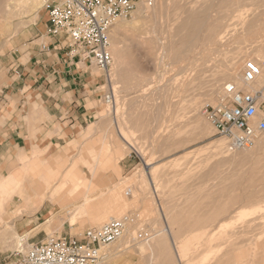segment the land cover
Segmentation results:
<instances>
[{
  "label": "rangeland",
  "instance_id": "1",
  "mask_svg": "<svg viewBox=\"0 0 264 264\" xmlns=\"http://www.w3.org/2000/svg\"><path fill=\"white\" fill-rule=\"evenodd\" d=\"M47 1L23 0L11 14L0 8V92L6 80L2 61L23 48L32 30L49 19L44 10ZM143 1L148 10L142 19L136 21L137 7L118 35L125 49L121 76H116L117 63L108 73L91 67L97 76L106 79L109 74L111 82L105 90L113 88L118 113H113V105L94 98L88 108L96 112L97 120L92 119L63 147L25 155L8 175L14 172L20 180L42 181L49 172L32 164L37 160L51 162L53 174L62 177L68 164L90 158L88 149L100 146L104 122L109 121L116 135V127L123 124L136 148L122 145L123 156L112 171L121 189L110 191L113 181L102 179L96 190L105 193L92 199L87 213L72 225L66 221L70 215H58V207L49 202L34 215H17L14 211L22 201L15 196L0 206V231L10 230L25 217L42 215L39 228L30 235L12 234L11 250L27 252L30 239L60 236L66 223L79 227L73 236L81 239L89 229L129 216L125 237L102 248L101 264H264V145L261 158L230 154L203 114L207 105L217 104L225 84L241 86L248 61L262 66L264 82V0ZM135 102L146 115L139 124L143 118L144 125L155 130L151 138L145 139L128 121ZM198 117L205 126L198 125ZM236 156L242 158L234 162ZM146 163L153 164L146 167ZM144 168L153 174L143 191L139 189ZM86 175L90 178L87 171ZM129 189L137 193L129 197ZM47 212L58 216L44 225Z\"/></svg>",
  "mask_w": 264,
  "mask_h": 264
},
{
  "label": "crops",
  "instance_id": "2",
  "mask_svg": "<svg viewBox=\"0 0 264 264\" xmlns=\"http://www.w3.org/2000/svg\"><path fill=\"white\" fill-rule=\"evenodd\" d=\"M48 29L49 19H43L30 33L27 44L21 48L23 50L11 51L2 61L6 80L0 92V206L18 196L22 204L14 213L24 216L34 215L49 202L58 207V215L69 214L66 221L72 225L78 217L87 213V205L92 199L105 193L96 190L102 179L113 181L110 191L117 192L121 189L122 184L114 182L112 171L123 156L122 145L129 150L136 148L130 143V132L123 124L116 127V135L110 131L111 123L106 121V133L100 146L88 149L90 158L82 157L79 161L68 164L67 172L62 177L53 174L51 162L40 163L37 160L32 164H41L42 170L49 172L42 181L32 177L20 180L14 172L8 177L25 155L35 150L63 147L66 140L74 138L75 133H79L92 119L97 120L96 112L88 106L94 98L103 100L105 87L109 85L107 77L97 76L87 62L73 59L69 55L67 38L50 36ZM120 48L122 50L117 59L113 57L114 63L118 65L116 76H121L125 59V49L123 46ZM112 81L114 84V79ZM139 103L131 105L128 121L148 139L155 130L150 125H144L142 120L146 115L141 114ZM113 113H118L117 105ZM140 117H143L141 125ZM152 164L146 163V167ZM84 169L90 174V178ZM152 174V169L147 171L144 168L139 190H146L144 183L150 185ZM133 191L132 189L131 195L127 196L132 197ZM154 191L156 192L155 189ZM44 216L47 218L44 225L53 223L57 217H51L49 212ZM42 219V215L25 217L13 224L10 230L0 231V264H3L8 254L14 252L11 250L15 245L12 234L30 232V235L39 228L38 224ZM71 225L66 223L61 235L73 236V232L79 227ZM45 240L36 237L28 242L33 245Z\"/></svg>",
  "mask_w": 264,
  "mask_h": 264
},
{
  "label": "built area",
  "instance_id": "3",
  "mask_svg": "<svg viewBox=\"0 0 264 264\" xmlns=\"http://www.w3.org/2000/svg\"><path fill=\"white\" fill-rule=\"evenodd\" d=\"M140 0H49L44 10L49 16L48 34L69 41L73 59L95 65L108 73L114 63L111 31L118 19L129 18ZM263 68L248 61L243 71V87L226 85L216 105H207L203 114L234 154L251 149L264 135ZM110 86V76H107ZM250 88V89H248ZM104 102L114 105L115 92L109 88ZM131 195V190L127 191ZM131 222L129 216L113 219L99 228L87 230L81 239L71 235L52 236L30 245L25 251L8 254L3 264H101L102 248L121 239Z\"/></svg>",
  "mask_w": 264,
  "mask_h": 264
},
{
  "label": "bare ground",
  "instance_id": "4",
  "mask_svg": "<svg viewBox=\"0 0 264 264\" xmlns=\"http://www.w3.org/2000/svg\"><path fill=\"white\" fill-rule=\"evenodd\" d=\"M22 2H23V0H0V8L3 10V11H5L6 13H8V14H11L12 13V11H16V10H13V9H17V7H20V5H22ZM25 2V1H24ZM137 7H138V11H137V13H136V21H138V20H140V19H142V17H143V15L147 12V10H148V8H146L147 7V5H145V2L142 0V2H141V4L139 5V3H138V5H137ZM3 13V12H2ZM134 25H137L136 23H133ZM126 26H128V23H126V19L125 18H122V19H118L116 22H115V24H114V26H113V28H112V31H111V53H112V56H116L117 57V55H118V53L120 52V50H122V48H120V46H121V43L119 42V40H118V35L120 34V32L122 31V30H124L125 28H126ZM5 27V26H4ZM1 31V30H0ZM263 56V55H262ZM263 67H264V62H263ZM113 66V65H112ZM111 70V69H110ZM229 73L230 74H232V73H236V75H237V71L236 70H234V69H230L229 70ZM263 77V76H262ZM241 80H242V82H241V86L239 85V87H243L244 85H243V75H242V77H241ZM264 83V82H263ZM262 83V84H263ZM226 85H229V84H225V86ZM248 89H250V88H248ZM113 110H115L116 109V104L115 105H113ZM195 108V107H194ZM198 110V109H197ZM194 111H196V110H194ZM197 122H198V125H201V126H205V123H204V121L202 120V119H200L199 117L197 118ZM212 126V125H211ZM213 127V126H212ZM215 130V129H214ZM216 131V130H215ZM262 145H264V141H261V140H259L257 143H256V145L254 146V147H252L251 149H248V150H244V151H240L241 153H245V154H247V155H250V156H254L255 154H257V156H259L260 158H261V156H262V153H261V151H260V147L262 146ZM264 147V146H263ZM264 150V149H263ZM238 153V152H237ZM237 156H239V155H237ZM235 157L236 158V160L234 161V162H236L239 158H242V157ZM225 159H226V157H225ZM241 160V159H240ZM264 168V167H263ZM253 179V176H252V178H251V180ZM250 198V197H249ZM82 210V209H81ZM170 225V224H169ZM168 231H169V235L171 236V231H170V227L168 226V229H167ZM127 236V235H126ZM123 237H125V233H124V235L121 237V239H120V241L122 240V238ZM125 239V238H124ZM170 240H171V242L173 243V245H174V248H175V250H176V252H177V256H179V258H180V252L178 251V248H177V245H176V241L172 238V237H170ZM123 243H124V241H123ZM223 255V254H222ZM220 260H222V259H220ZM219 260V261H220ZM223 261V260H222ZM226 262V261H225Z\"/></svg>",
  "mask_w": 264,
  "mask_h": 264
}]
</instances>
